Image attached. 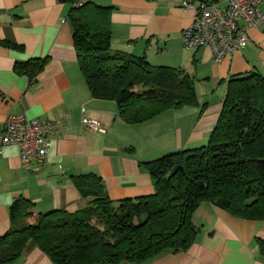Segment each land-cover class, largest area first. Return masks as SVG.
Here are the masks:
<instances>
[{
  "label": "crops",
  "instance_id": "1",
  "mask_svg": "<svg viewBox=\"0 0 264 264\" xmlns=\"http://www.w3.org/2000/svg\"><path fill=\"white\" fill-rule=\"evenodd\" d=\"M108 12L110 49L142 57L153 66L183 69L194 79L195 105L170 107L139 124H126L114 102L93 99L79 70L69 12L63 0H0V132L10 115L40 119L47 133L43 164L21 167L18 150L0 145V237L10 229L9 207L30 201L32 213L77 211L87 206L72 177L95 174L112 202L153 194L143 163L176 151L205 146L213 130L231 76L249 72L264 77V28L243 25L247 46L219 63L208 47H185L181 32L193 10L180 0H85ZM44 60L30 78L16 65ZM96 120L105 130L85 126ZM198 229L184 252L163 253L143 264H264L257 239L264 222L230 216L210 203L193 213ZM13 264H53L29 241Z\"/></svg>",
  "mask_w": 264,
  "mask_h": 264
},
{
  "label": "trees",
  "instance_id": "2",
  "mask_svg": "<svg viewBox=\"0 0 264 264\" xmlns=\"http://www.w3.org/2000/svg\"><path fill=\"white\" fill-rule=\"evenodd\" d=\"M68 17L91 97L114 102L124 123L139 124L170 107L196 104L194 79L183 69L153 66L144 56L110 49L106 9L87 2ZM33 62L15 69L32 78L44 60ZM142 165L153 185L149 196L112 202L101 178L84 174L71 179L87 200L83 209L32 213L30 201L15 200L10 229L0 237V264H13L29 241L53 264H143L163 253L184 252L198 233L191 218L202 203L264 222V77L249 72L227 80L205 146ZM257 244L264 259V241Z\"/></svg>",
  "mask_w": 264,
  "mask_h": 264
},
{
  "label": "built area",
  "instance_id": "3",
  "mask_svg": "<svg viewBox=\"0 0 264 264\" xmlns=\"http://www.w3.org/2000/svg\"><path fill=\"white\" fill-rule=\"evenodd\" d=\"M80 8L85 0H63ZM182 10H193L194 19L182 30L181 40L193 50L208 47L213 63L244 49L248 44L243 25L264 28V0H180ZM85 126L98 133L105 130L96 120H86ZM52 126L40 119L10 115L3 122L0 145L18 150L21 167L29 169L34 163L43 164L48 156L47 133Z\"/></svg>",
  "mask_w": 264,
  "mask_h": 264
},
{
  "label": "rangeland",
  "instance_id": "4",
  "mask_svg": "<svg viewBox=\"0 0 264 264\" xmlns=\"http://www.w3.org/2000/svg\"><path fill=\"white\" fill-rule=\"evenodd\" d=\"M141 88L139 87L138 90H140ZM137 90V89H136Z\"/></svg>",
  "mask_w": 264,
  "mask_h": 264
}]
</instances>
